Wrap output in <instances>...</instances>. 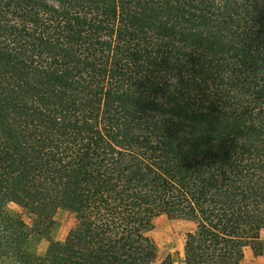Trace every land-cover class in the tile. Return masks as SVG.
<instances>
[{"label": "trees", "instance_id": "trees-1", "mask_svg": "<svg viewBox=\"0 0 264 264\" xmlns=\"http://www.w3.org/2000/svg\"><path fill=\"white\" fill-rule=\"evenodd\" d=\"M0 182V264L262 253L264 0H0Z\"/></svg>", "mask_w": 264, "mask_h": 264}, {"label": "rangeland", "instance_id": "rangeland-1", "mask_svg": "<svg viewBox=\"0 0 264 264\" xmlns=\"http://www.w3.org/2000/svg\"><path fill=\"white\" fill-rule=\"evenodd\" d=\"M7 185L0 182V196L7 194ZM10 208L22 214V217L30 223L28 215L17 205L10 204ZM57 223L53 236L62 239L67 231L74 225L75 217L67 210H60L56 215ZM193 228V223L184 219H170L166 215L157 217L153 222V228L149 235L157 245L159 253L163 257H170L173 264H186L184 262L185 233ZM260 238L264 245V229L260 232ZM47 245L46 240L40 242L38 253L42 254ZM5 264V263H4ZM242 264H264V247L262 253H256L250 247L244 251Z\"/></svg>", "mask_w": 264, "mask_h": 264}]
</instances>
